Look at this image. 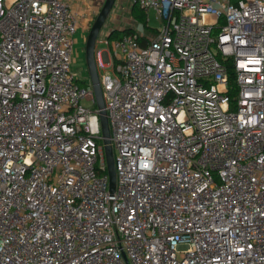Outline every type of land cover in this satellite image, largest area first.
<instances>
[{
  "label": "built area",
  "instance_id": "obj_1",
  "mask_svg": "<svg viewBox=\"0 0 264 264\" xmlns=\"http://www.w3.org/2000/svg\"><path fill=\"white\" fill-rule=\"evenodd\" d=\"M131 2L153 32L94 44L110 192L79 11L0 0V264H264V0Z\"/></svg>",
  "mask_w": 264,
  "mask_h": 264
},
{
  "label": "rangeland",
  "instance_id": "obj_2",
  "mask_svg": "<svg viewBox=\"0 0 264 264\" xmlns=\"http://www.w3.org/2000/svg\"><path fill=\"white\" fill-rule=\"evenodd\" d=\"M85 6L80 8L79 11L81 24L74 33V42H73V61L71 63V69L75 78L80 81H90L89 71L87 68L85 60V40L88 34V30L95 19L98 11L100 10L104 0H83ZM131 0H115V3L110 10L109 15L105 19L95 42L96 49H105L107 47L106 40L107 35L112 29H124V28H133L138 29L139 31L142 28L131 14ZM86 24V26L84 25ZM150 26V25H149ZM147 34L153 32L152 26L150 28H144ZM106 72L111 73V69L100 68L97 73L98 76H102ZM80 103L88 108H93V104L90 100L81 99Z\"/></svg>",
  "mask_w": 264,
  "mask_h": 264
},
{
  "label": "water",
  "instance_id": "obj_3",
  "mask_svg": "<svg viewBox=\"0 0 264 264\" xmlns=\"http://www.w3.org/2000/svg\"><path fill=\"white\" fill-rule=\"evenodd\" d=\"M114 3L115 0H104L100 10L98 11L95 19L93 20L88 30V34L85 40V60L89 71L90 81L93 86L96 104L97 107L99 108V119L101 126V134L103 137L110 192H113L115 187V171L113 166L112 148L109 139L108 119H107L106 111L104 109V99L102 95V89L100 86V81L98 78V73L94 62V44L97 35L105 19L109 15L110 10L112 9Z\"/></svg>",
  "mask_w": 264,
  "mask_h": 264
},
{
  "label": "trees",
  "instance_id": "obj_4",
  "mask_svg": "<svg viewBox=\"0 0 264 264\" xmlns=\"http://www.w3.org/2000/svg\"><path fill=\"white\" fill-rule=\"evenodd\" d=\"M131 14L133 18L143 26V28H150L146 21V12L135 3H131ZM134 31L133 28L113 29L108 33V38L119 37L123 33H132Z\"/></svg>",
  "mask_w": 264,
  "mask_h": 264
},
{
  "label": "crops",
  "instance_id": "obj_5",
  "mask_svg": "<svg viewBox=\"0 0 264 264\" xmlns=\"http://www.w3.org/2000/svg\"><path fill=\"white\" fill-rule=\"evenodd\" d=\"M71 4V6L73 8H75L76 10H81L80 8H82L83 6H85V3L83 2V0H68ZM152 15V14H151ZM149 14V17L147 18V15H146V20L149 19L151 20L152 19V16ZM149 25H155L154 23H152L151 21H149ZM140 24V23H139ZM86 26V24H84ZM141 25V24H140ZM82 29V27H80Z\"/></svg>",
  "mask_w": 264,
  "mask_h": 264
}]
</instances>
